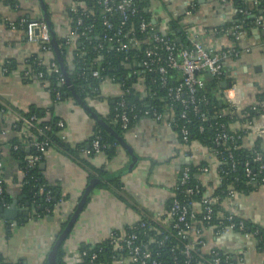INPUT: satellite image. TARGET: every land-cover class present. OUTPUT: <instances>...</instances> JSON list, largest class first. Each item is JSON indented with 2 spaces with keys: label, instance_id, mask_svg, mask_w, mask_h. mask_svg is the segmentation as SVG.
Wrapping results in <instances>:
<instances>
[{
  "label": "crops",
  "instance_id": "obj_1",
  "mask_svg": "<svg viewBox=\"0 0 264 264\" xmlns=\"http://www.w3.org/2000/svg\"><path fill=\"white\" fill-rule=\"evenodd\" d=\"M185 0H149L148 11L152 14L155 29L170 31L169 21L180 19L179 27L187 30L192 39L203 46L219 49L231 44V39L221 28L230 25L235 14L230 4L220 0H196V9L191 15L185 14ZM55 35L63 36L69 29L68 4L70 0H44ZM26 16L29 19L42 17L38 0H17L11 7L5 0H0V62L8 58L17 61V68L2 74L0 68V101L7 108L1 111L4 135L1 138L0 156L4 167V184L11 201L4 208L13 204L21 212L29 200L20 190L18 179L21 177L19 160L11 156L8 140L19 136L14 130V122L21 112L34 108L41 109L40 121L53 118L62 119L64 127L59 134L70 145L87 141L94 132L95 121L72 99L53 102L44 83L39 79L23 80L21 70L27 56L38 52L36 44L27 42L24 31L20 28L8 30L5 19H17ZM67 59L71 60L68 48ZM70 55V56H69ZM45 60L50 53L41 54ZM255 70V71H254ZM224 71L236 73V82L242 86L241 104L246 107L253 103L256 94L264 86V51L256 50L236 60L226 62ZM209 81L208 74H202ZM228 76V75H227ZM228 88V87H227ZM102 99H90L87 103L96 112L106 116L114 98L121 89L118 83L104 80L100 84ZM220 93L222 94L221 90ZM223 96V95H222ZM13 125V126H12ZM256 136L248 133L242 138V146L250 147ZM123 139L132 150V155L117 147L115 155L108 158L103 152L94 155H81L94 169H101L113 182H106L92 169L88 170L75 156L50 146L36 163L41 177L50 185L57 186L61 200L53 210L52 218L33 216L29 204V219L24 221L21 215L16 219L0 215V264L15 263L44 264L49 252L58 222L69 216L75 209L85 187L91 179H97L79 213L71 232L63 243V264H77L75 249L81 244H97L106 240L112 231H121L135 224L144 215H154L164 211L170 201L172 190L177 184L180 170L184 165L208 157L211 173L200 178L215 185L217 178L212 168L216 160L210 157V150L200 143L186 145L181 142L177 132L163 122L151 117H140L123 135ZM264 149V136L260 138ZM29 150L25 149V155ZM87 174L91 179L87 180ZM117 178V179H116ZM102 183L99 184V183ZM105 183V184H104ZM225 208L251 218L264 227V189L257 188L247 194L232 197ZM209 246H216L236 254L250 244L241 233H230L221 238H214L207 232ZM262 254L257 252L244 256L241 264H262ZM116 264V263H112Z\"/></svg>",
  "mask_w": 264,
  "mask_h": 264
},
{
  "label": "built area",
  "instance_id": "obj_2",
  "mask_svg": "<svg viewBox=\"0 0 264 264\" xmlns=\"http://www.w3.org/2000/svg\"><path fill=\"white\" fill-rule=\"evenodd\" d=\"M220 1L228 2L232 6L235 16L237 15L239 18L233 20L230 25L221 28L223 33L231 39V44L219 49H211L192 39L187 30H183L182 36L175 39L170 34L155 29L150 22L144 19L138 23V30L139 32H146L147 35L138 38L134 35L132 25L126 27L128 19L137 12V5L133 0H93L94 5L100 9L101 20L105 29V33L102 35L103 41H115L118 44L117 51L125 50L130 46L142 47L140 60L128 67V76H136L137 79L132 85L134 91L140 92L142 97L149 94L143 83L146 73L158 75L161 86L165 88L169 102L161 110L154 106L144 108L142 110L143 117H151L173 128L181 138V142L186 145L199 142L189 141L190 129L186 124H178L177 120L184 119L188 122L190 115L196 117L200 122L208 121L211 118L207 111L202 109V105L207 102V97L203 92L206 80L202 74H208L211 78L223 76V81H228L230 85L228 88L221 89L222 95L228 106L233 108V111L240 112L244 108L241 104L242 86L236 82V73H227L228 76L226 75L224 64L256 50L264 51V35L261 34L264 29V19L261 16H255L252 21L254 28L250 32L246 30L249 24L246 23V18L250 12L245 4L250 2L253 5H258V0H238L236 4L233 3L234 0ZM184 2L185 14L191 15L196 9V0H185ZM94 5L89 9L84 1L70 0L68 10L75 16L74 26H70L69 17V29L63 37H65V43L71 51L76 45L77 38L91 37L93 23L83 25V21L84 18L92 16ZM261 12H264V5ZM115 15L118 16L117 23H114ZM4 23L8 30L22 29L27 42L36 44L41 54L51 52L49 29L42 17L29 19L21 16L13 20L5 19ZM91 48L94 51H99L103 49V45L98 42L93 44ZM124 60H127V57ZM36 64L38 66L46 65L50 73H59V67L55 61H48L40 56L39 60H36ZM90 64H94V61ZM171 71H178L179 77L172 84H169ZM1 72L6 74L7 69L1 68ZM32 74V69H26L22 76L39 80L43 76L40 71L36 75L32 76ZM90 76L101 79V82L104 80L113 82L112 78L103 77L97 69L90 70ZM57 81L63 84L65 77L58 74ZM126 92L127 90L121 89L115 100L114 121H119L123 129L128 128L129 113L134 112L133 118L138 116L134 106L128 107L125 98ZM55 99H60L59 93H56ZM0 104H2L1 101ZM246 107H251L253 110L259 109L260 114L253 122H241L240 132L245 133V135L252 133L257 137L256 139H260L264 136V101H254ZM17 118L25 127L21 129V133L28 139L22 147L27 150L32 148L35 151V153H29L23 157L25 165L20 168L21 177L18 179V185L21 186L25 172L34 167L41 159L42 154L50 146V140L44 135L43 130L36 127L38 118L35 115H31L29 118L17 115ZM55 125L62 129L64 122L62 119H58ZM209 127L214 131L212 143L215 146L233 140L235 137L240 138V135L235 136V132L228 130L226 123L214 121ZM29 129H33L34 133L28 132ZM44 129L50 130V126H45ZM203 129L204 126L201 124L198 130L203 131ZM4 133V130L1 129L0 141ZM61 138L64 139V136L61 135ZM204 146L210 150V157L213 156L214 160H217L216 153L221 154V151H212L211 147ZM10 147L13 150H18L19 145L13 144ZM91 147L95 153L100 152L105 147V144H100L99 135L91 140ZM248 148H251V152L250 160L244 163L245 176L253 187L264 189V149L261 148V145H256V140ZM82 154L84 156L89 155L90 147L83 149ZM228 159L232 162L227 169L219 168L216 164L212 168L213 174L217 178L215 185H208L200 178L201 175L212 172L208 157L192 163L197 170L194 183H191L190 163L184 165L180 170L177 184L172 190L169 204L164 211L154 215H144L135 224L128 225L121 231H112L104 240L112 252V263L164 264L158 254L160 249L166 248L169 252L170 264H241L246 254L255 252L263 255L261 263L264 264V250L261 249L264 248V233H261V227H264L253 219L224 207V203L228 204L232 197L241 193L228 185L220 191L224 197L221 198L219 194L214 193L224 176L236 168V163L231 154L228 155ZM200 162H207L208 164L200 165ZM1 166L2 163L0 162ZM3 183V177L0 175V194L3 191ZM46 186L41 185L38 190L40 194L45 195L46 201H50L52 194ZM65 219L66 217H63L61 221ZM149 231L150 235H148ZM209 231L214 238H221L234 232L241 233L249 239L250 244L239 254L216 246H209L207 237ZM145 237L146 240H144ZM167 240L169 243H166ZM85 245L87 244H81L75 249L77 264L88 254L87 249L84 248ZM151 246L157 250L155 254ZM88 247L91 250L95 244H89ZM96 255V253H90L89 263L93 262Z\"/></svg>",
  "mask_w": 264,
  "mask_h": 264
},
{
  "label": "trees",
  "instance_id": "obj_3",
  "mask_svg": "<svg viewBox=\"0 0 264 264\" xmlns=\"http://www.w3.org/2000/svg\"><path fill=\"white\" fill-rule=\"evenodd\" d=\"M84 1L87 8H91L94 5L93 0H80ZM137 5V12L135 15L131 16L128 19V23L126 27L132 25L134 27V35L138 38H143L147 34L146 32H139L138 23L141 19H144L155 28V24L152 22V14L148 11L149 0H133ZM5 2L14 7L17 4V0H5ZM238 0H234V4H236ZM227 5L228 2H225ZM264 5V0H258V5H253L248 2L245 4V7L249 10L250 15L246 18V23L249 24L246 27V30L249 32L252 31L254 25L252 21L255 16H261L264 19V12H261V9ZM68 14L70 17V26H74V14L68 10ZM92 16L90 18H84L83 25L92 24L93 30L90 33L91 37H79L77 38L76 45L74 49L71 51V60L67 59V55L69 54L68 45L65 43V37L56 36L57 43L60 48L61 56L63 57L65 70L68 74V79L71 82L75 92L82 98L85 102L90 99H102L103 96L100 90L101 79L93 78L90 76V70L97 69L100 71L103 77L107 76L113 79V82L118 83L123 90H127L125 94L126 102L128 107L134 106L135 112L137 113V117L133 118V113H129L130 121L128 123V128L137 121L140 117H143L142 110L148 106H154L159 108L167 104L169 101L166 96L165 88L161 86L158 75L154 73H146L144 74V86L148 90L149 94L147 96H141L140 92L134 91L132 87L133 83L136 82V76H128V67L140 60L142 57V47L130 46L125 50L117 51V43L115 41H103L102 35L105 33L104 26L102 24L100 9L94 5L92 10ZM26 17V16H25ZM29 18V17H28ZM239 16L236 15L234 20L238 19ZM114 23L118 22V16L115 15ZM180 19H172L169 21V25L171 30L166 33L177 39L182 36L183 30L178 25V21ZM101 42L103 45V49L99 51L92 50V45ZM40 51L34 53L25 58V64L23 69L21 70V77L23 80H31L30 78L23 77V71L26 69H32L33 75H36L37 72H42L43 76L41 77V81L44 83L46 90L49 92L51 100L53 102L63 101L66 99H72V95L69 91L66 83L60 84L57 81L58 74L64 76L59 62L56 58V55L51 47V57L48 61L52 60L59 67V73H50L48 72L46 65L38 66L36 64V60L40 58ZM127 57V60H124ZM94 61V64H90ZM5 67L7 69V73H10L12 70L17 68V61L12 58H8L4 60L2 63L0 62V68ZM65 77V76H64ZM179 77L178 71H171L169 73V84H172ZM33 79V78H32ZM223 76L220 78H211L206 82L204 93L207 97V102L202 105V109L206 110L209 117H211L208 121L200 122L196 117L190 115L189 121L187 122L184 119H179L178 124H186L190 129L189 141H197L202 145H206L211 147L212 151H221V154L216 153V162L215 164L219 168L227 169L232 161L228 159V155H232L233 161L236 163V168L234 171L228 173V175L224 176L221 181V184L214 190V193L219 194L224 197L221 190H224L226 186H230L234 190L238 191L241 194H247L250 191L256 189L252 186V184L247 180L244 172V163L247 160H250V152L251 148L242 146V138L245 136V133L240 132L241 122L249 121L253 122L259 117L260 110H253L251 107H244L240 112L233 111V108L228 106V103L225 101L224 97L220 93L222 89ZM56 93H59L60 99L56 100ZM110 106V111L106 116H102L100 114L99 117L103 119V121L108 124L119 136L123 137L124 132L128 129H123L120 126L119 121H114L115 111V100ZM74 101V100H73ZM256 102L264 101V86L260 89V91L256 94ZM75 104H77L74 101ZM93 111L96 110L91 107ZM177 108V106H175ZM179 109V108H177ZM176 109V110H177ZM7 108L4 104H0V111L6 112ZM41 109L34 108L33 110H29L28 112L19 113L20 116H24L29 118L31 115H35L38 118L36 122V127L40 130H43V133L50 140V146H56L63 152H66L70 155L75 156L77 159L81 161L83 165L86 166L88 170H94L101 179L106 182H113L115 177L107 176V173L101 169H94L91 165H89L81 156L82 150L90 147V154L94 155L95 152L91 147V140L99 135L100 144H105V147L101 149V152L105 153L108 158H111L115 155L117 151V147L120 145L118 141L114 138V136L109 133L102 125L95 122V128L93 135L85 142H79L74 145L68 144L64 139L61 138L59 134L60 128L55 125V122L58 120L57 118L50 119L48 121H40L39 117L41 114ZM97 113V112H96ZM214 121L226 123V126L229 131L235 132V136L240 135V138L235 137L233 140H228L224 143H221L219 146H215L212 143V139L214 137V131L209 127ZM3 120L0 117V130L2 127ZM12 127L14 130L19 132V136L14 137L7 141L10 145L18 144V150H13L11 147L10 152L11 156L19 160V168H23L25 162L23 157L25 156V148H23V143L27 141V137H24V134L21 133V129H24V124L16 118ZM204 126L203 131H199L200 125ZM45 126H50V130H45ZM28 132L34 133V130L29 129ZM41 138V137H40ZM181 140V138H180ZM260 139H256V145H261ZM3 142L0 141V150ZM49 146V147H50ZM258 148V146H256ZM29 153H35V151L31 148L29 149ZM0 162L1 156H0ZM208 164L207 162H200V165ZM191 168V183L196 181V167L190 163ZM0 175L4 177V167L3 164L0 167ZM87 180L91 179V174H87ZM117 179V178H116ZM4 180V178H3ZM22 185L20 186V190L26 194L27 199L29 200V204L31 210L33 212V216L45 218L49 216H53V210L56 204L61 200V196L59 193V189L57 186L50 185L47 183L40 175L38 171L37 165L32 168H29L22 179ZM99 184L102 185L100 182ZM105 184V183H104ZM47 185L46 188L51 191L52 198L50 201L45 200V195L39 193V186ZM11 199L8 193L5 190V184L3 183V191L0 194V209L5 205L10 203ZM219 207V206H217ZM49 209V212L47 210ZM66 217L65 220H60L58 229L54 235L53 242L56 239V236L63 230L66 225L70 215ZM261 233H264V228L261 227ZM150 231L148 235H150ZM147 235V236H148ZM160 238V236H159ZM147 238L145 237L144 240ZM52 242V244H53ZM169 243V240L166 241ZM52 246V245H51ZM89 244L85 245L84 248L87 249V255L82 259L78 264H112L110 247L107 245L105 241L95 244L93 249H89ZM260 247V246H258ZM153 253H156V249H153L151 246ZM101 249V251H99ZM264 250V248H261ZM90 253H96V258L93 262L89 263L88 259L90 258ZM159 258L162 260L164 264H170L169 252L166 248H162L159 250ZM63 256L64 249L63 244L58 248L57 252V264H63ZM1 260V259H0ZM6 264H23L21 261L15 263H6Z\"/></svg>",
  "mask_w": 264,
  "mask_h": 264
},
{
  "label": "water",
  "instance_id": "obj_4",
  "mask_svg": "<svg viewBox=\"0 0 264 264\" xmlns=\"http://www.w3.org/2000/svg\"><path fill=\"white\" fill-rule=\"evenodd\" d=\"M38 2H39L40 7H41L42 18L46 22L48 29H49L50 43L52 45L53 51L56 55V58L59 62V66H60V68H61V70L65 76V83L69 88V91L72 95L73 100L78 104V106H80L85 112H87L95 122L102 125L109 133H111L114 136V138L118 141V143L121 145V147L125 148L129 152V154L132 155V150L127 145V143L125 142L123 137H121L117 133H115V131L108 124H106L103 121V119H101L99 117L98 113L93 111L91 106L87 102H85L82 98H80L79 95L75 92L71 82L68 79V74L65 70L63 57L61 56L60 48H59V45L57 43L55 33L53 32V29L51 26V22H50V18H49L48 12H47L46 4H45L44 0H38ZM261 34L264 35V29L261 31ZM229 85H230V83L228 81L222 82V88L223 89L227 88ZM0 117H1V112H0ZM96 182H97V179H91L89 181V183L87 184V186L85 187V189H84L79 201L77 202L75 209L73 210L72 214L70 215L66 225L64 226L63 230L56 236L55 241L53 242L49 252L47 253L46 261L44 264H57L56 259H57L58 248L64 243L65 239L67 238V236L71 232V229H72L73 225L75 224L77 217H78L79 213L81 212V210L84 206V203H85L89 193L94 188ZM18 214L22 216V219L24 221H27L29 219L30 214H29V203L28 202H26V207L24 209H22L21 212L16 211L13 204L10 205V208H4L3 207L0 209V215L3 217H6V218L16 219V216ZM49 218H52V217L49 216Z\"/></svg>",
  "mask_w": 264,
  "mask_h": 264
},
{
  "label": "rangeland",
  "instance_id": "obj_5",
  "mask_svg": "<svg viewBox=\"0 0 264 264\" xmlns=\"http://www.w3.org/2000/svg\"><path fill=\"white\" fill-rule=\"evenodd\" d=\"M255 71V70H254Z\"/></svg>",
  "mask_w": 264,
  "mask_h": 264
}]
</instances>
